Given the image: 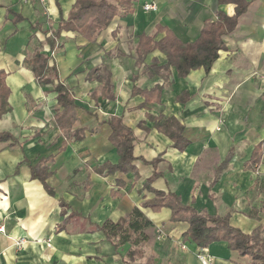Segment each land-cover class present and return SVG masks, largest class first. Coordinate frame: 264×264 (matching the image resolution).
Instances as JSON below:
<instances>
[{
    "label": "crops",
    "instance_id": "crops-1",
    "mask_svg": "<svg viewBox=\"0 0 264 264\" xmlns=\"http://www.w3.org/2000/svg\"><path fill=\"white\" fill-rule=\"evenodd\" d=\"M76 1L61 0L60 15L55 0H0V71L8 74L11 90L0 132L18 141L15 147L0 143V264H202L199 248L182 241L187 223L171 222L170 209L143 208L154 198L145 187L154 174L153 189L177 194L198 212L230 213L231 225L247 234L264 227V176H253L258 169L247 165L260 144L258 168L264 164V0H130L133 13L121 10L96 41L64 32L53 56L45 45L43 52L53 57L60 81L73 93V130L84 129L80 141L62 135L54 119L57 94L51 86H40L25 63L45 39L31 26L68 19ZM238 2L246 4L245 11L235 29L223 36L226 49L209 73L201 68L179 78L171 68L169 76L153 80L142 75L143 67L136 64L141 35L152 36L157 27H165L181 42H194L206 22L217 21L221 13L234 17ZM146 4L158 9L146 11ZM8 8L24 20L14 24ZM153 59L167 62L155 51L145 65ZM103 66L112 75L114 100L103 99L101 83L89 79L90 72ZM157 84L164 87L161 103L141 108L144 99L132 96L134 87L150 90ZM148 115L177 118L188 148L176 149ZM112 116L122 117L134 131L136 157L149 163L161 158L157 168L137 160L135 174L100 173L105 164L119 162L110 141L112 129L105 123ZM41 164L52 172L46 180L52 195L32 177V169ZM135 207L155 233L142 247L143 255L130 257L129 243L116 248L98 228ZM208 249L212 264H253L225 242Z\"/></svg>",
    "mask_w": 264,
    "mask_h": 264
},
{
    "label": "trees",
    "instance_id": "trees-1",
    "mask_svg": "<svg viewBox=\"0 0 264 264\" xmlns=\"http://www.w3.org/2000/svg\"><path fill=\"white\" fill-rule=\"evenodd\" d=\"M59 6L60 1L55 0ZM117 4H112L109 0H77L68 19H63L57 23L50 19H45L33 24L31 27L35 32H40L45 36L43 42L39 43L33 55L25 60L30 66L37 83L42 87L51 86L52 91L57 94V110L54 119L62 135L67 139L80 141L84 138V129L73 130L75 123V102L73 93L69 86L60 81L57 66L53 57L43 52L46 45L51 51H57L60 47V39L64 32L77 33L88 41H96L98 34L106 29L112 20L124 10L126 14H132L130 0H115ZM237 12L234 17L219 14L217 21L206 22L200 36L191 43H183L165 27H157L156 33L152 36L141 35L136 46L137 67L142 68V75H146L151 80L169 76L171 68H175L179 78H186L192 71L203 68L207 73L212 70L215 61L219 58L221 51L226 47L223 36L233 31L237 25L238 18L245 11L246 4L237 3ZM0 8L3 5L0 4ZM8 15L12 16L14 24H18L24 18L18 14L14 8H8ZM165 32V36L157 40V36ZM155 51H160L167 58L166 64L162 65L157 59H153L149 65H145L147 57ZM7 73L0 71V119L9 112L10 88L7 86ZM111 72L103 66L89 73V79H95L101 83L99 95L103 99L114 100L113 86L111 83ZM138 75L133 77L137 80ZM164 87L159 84L154 88L138 89L134 87L132 96H141L144 102L141 108L161 103L162 91ZM96 93L93 95L95 96ZM187 95H185L186 97ZM180 100V99H179ZM184 102L186 99H182ZM62 109V110H61ZM154 123V127L173 141V146L180 152H184L190 145V141L185 137V128L175 117L165 118L163 116L148 115ZM105 123L112 129L110 137L111 143L117 149L119 162L116 165L105 164L100 169V173L107 170L108 173H136L135 161L142 160L146 164H151L157 168L161 158L152 162H147L134 155L136 136L134 131L127 127L122 117L112 116ZM139 126L142 127V124ZM10 143V147L18 145V141L9 132H0V143ZM64 143L61 149H65ZM263 147L258 145L247 164L248 169L257 171L262 161ZM156 173V172H155ZM52 175L48 168L37 166L32 169L33 179L39 180L49 192L53 190L48 187L46 180ZM154 176H156L154 174ZM154 176L147 181L145 187L154 193V198L146 201L143 208H149L154 212L162 209H170L172 212L171 222L187 223L188 230L183 235V242L191 243L198 248H208L213 243L225 242L229 248L238 252L243 257H250L253 264H264V227L259 226L251 234L243 232L241 229L231 225L230 213L224 217L211 215L207 212H198L192 206L183 204L181 198L171 192L155 190L151 187ZM113 196H117L114 192ZM61 207H65L61 202ZM255 218V217H253ZM101 230L113 245L118 248L127 243L131 245L128 255L130 257L137 254L143 255L142 247L149 243L154 237L152 222L144 215L138 207L132 209L124 218L117 222L106 221L98 228ZM155 236V235H154Z\"/></svg>",
    "mask_w": 264,
    "mask_h": 264
},
{
    "label": "built area",
    "instance_id": "built-area-1",
    "mask_svg": "<svg viewBox=\"0 0 264 264\" xmlns=\"http://www.w3.org/2000/svg\"><path fill=\"white\" fill-rule=\"evenodd\" d=\"M158 8L155 4H146V11H156ZM56 51L52 52V56L55 55ZM22 242H19L18 245H21ZM197 256L202 264H212V256L209 253L208 248H199L197 252Z\"/></svg>",
    "mask_w": 264,
    "mask_h": 264
},
{
    "label": "rangeland",
    "instance_id": "rangeland-1",
    "mask_svg": "<svg viewBox=\"0 0 264 264\" xmlns=\"http://www.w3.org/2000/svg\"><path fill=\"white\" fill-rule=\"evenodd\" d=\"M253 176H255V177L264 176V164L260 168H258V172L254 173ZM259 187L261 188V185H259ZM261 191H262L261 197L263 196L262 198L264 199V190L262 189Z\"/></svg>",
    "mask_w": 264,
    "mask_h": 264
}]
</instances>
